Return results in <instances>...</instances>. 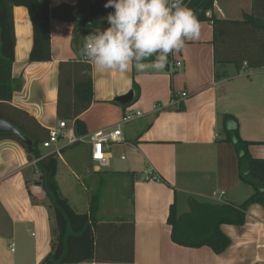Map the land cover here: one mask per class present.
Segmentation results:
<instances>
[{
	"label": "crops",
	"instance_id": "0c3cea01",
	"mask_svg": "<svg viewBox=\"0 0 264 264\" xmlns=\"http://www.w3.org/2000/svg\"><path fill=\"white\" fill-rule=\"evenodd\" d=\"M63 2L76 0H49L50 7ZM251 11L252 0H214L212 9L216 17L232 20L243 19ZM13 20L12 77L21 80V88L13 93L10 103L41 126L55 128L60 121L56 114L59 63L67 61L87 62L92 68V102L79 115L85 124L84 136L114 129L125 110L142 112L122 124V140L106 149V167L91 160V146L86 141L77 144L81 146L78 151L77 145L71 146L66 139L42 153L57 154L60 192L77 212L87 211L91 197L98 193V221L121 217L134 223L132 262L78 264H264V208L259 204L248 206L242 225H220L230 239L220 254L205 246L174 243L167 223L169 205L175 200L177 207L178 193L186 195L179 214L189 210L190 195L200 202L239 204L251 194L248 184L237 175L232 146L221 141L222 117L231 114L237 118L242 138L263 140L264 66L243 74L233 64H225L220 66V74L225 75L216 79L212 27L202 21L199 38L186 41L181 50L172 53L173 63L181 60L180 67L170 64L168 70L139 72L132 67L127 72L102 71L82 54L88 34L80 32V22L54 18L49 20L51 59L31 62L28 10L15 6ZM129 91L134 92V98L128 105L115 100ZM181 92L187 96L181 97ZM173 98L181 100V108L171 105ZM73 122L66 120L63 134H75ZM249 153L264 158V144L250 145ZM32 161L18 141L0 140V264H39L50 251L53 217ZM152 175L159 181L147 179ZM214 191H224V195L213 197ZM37 200L42 203L36 204Z\"/></svg>",
	"mask_w": 264,
	"mask_h": 264
},
{
	"label": "trees",
	"instance_id": "16d2710c",
	"mask_svg": "<svg viewBox=\"0 0 264 264\" xmlns=\"http://www.w3.org/2000/svg\"><path fill=\"white\" fill-rule=\"evenodd\" d=\"M183 2L198 22L211 24L213 62L216 67L233 64L240 72L264 66V0H252L251 13L240 20L216 17L212 13L214 0ZM104 3L105 0H76L50 7L49 0H0V118L9 121L32 139L36 149L27 157L36 160L34 167L38 181L53 217L50 251L39 264H78L84 261L129 263L134 260V223L121 217L116 221H98V193L91 197L87 211L77 212L60 192L56 180L57 154L42 155L38 149V145L48 139L49 129L41 126L25 110L10 103L13 93L21 88V80L12 77L16 44L13 8L23 6L28 10L32 27L29 61L45 62L51 59L50 18L79 21L80 32L89 35L109 26L106 17L114 9L105 8ZM207 11H211L209 17L206 16ZM167 64H173L172 53L168 56ZM217 69L215 78L219 79L225 74H220ZM91 73V65L87 62L59 63L56 114L58 120H74L76 136L86 133L79 115L92 102ZM132 84L138 92L134 80ZM222 132L224 136L221 141L229 143L236 155L237 175L242 183L252 187V193L239 204L200 202L190 197L189 210L182 214L178 213L174 200L169 205L167 215L170 238L174 243L191 248L205 246L215 254L222 253L230 245V239L222 232L220 225H242L251 204L256 203L264 208V158L253 157L249 153L250 145L264 144V138L261 141L242 138L238 120L231 114L223 115ZM4 138L18 141L11 134H0V140ZM28 192L33 200L29 188Z\"/></svg>",
	"mask_w": 264,
	"mask_h": 264
},
{
	"label": "clouds",
	"instance_id": "9594fccd",
	"mask_svg": "<svg viewBox=\"0 0 264 264\" xmlns=\"http://www.w3.org/2000/svg\"><path fill=\"white\" fill-rule=\"evenodd\" d=\"M108 27L86 36L82 54L100 70H161L170 53L199 38L183 0H105ZM154 58V59H150Z\"/></svg>",
	"mask_w": 264,
	"mask_h": 264
},
{
	"label": "built area",
	"instance_id": "2783aa9c",
	"mask_svg": "<svg viewBox=\"0 0 264 264\" xmlns=\"http://www.w3.org/2000/svg\"><path fill=\"white\" fill-rule=\"evenodd\" d=\"M211 15V11L206 12V16L209 17ZM94 33V32H92ZM91 33V34H92ZM86 58V57H85ZM176 67L181 66V60H176L173 63ZM181 97H186L187 92H181ZM181 100L179 98H173L171 101V105L179 108ZM142 115V112L139 110H125L121 116L120 121L116 124L115 128L112 130L105 131H97L93 132L87 136H76L70 134H63V129L66 128V121L60 120L57 123V127L49 129L48 139L42 143L44 147H49L51 143H54L59 136H65L67 138V142L69 144L75 143L77 141L82 142L86 141L91 146L90 157L91 160L94 161L100 167H106L108 165V156L106 153V149L110 143H115L122 140V124L130 122ZM36 160H33L32 163H35ZM148 180H156L159 181V178L156 176L147 177ZM224 195V191H214L212 192L213 197H222Z\"/></svg>",
	"mask_w": 264,
	"mask_h": 264
},
{
	"label": "water",
	"instance_id": "95a60500",
	"mask_svg": "<svg viewBox=\"0 0 264 264\" xmlns=\"http://www.w3.org/2000/svg\"><path fill=\"white\" fill-rule=\"evenodd\" d=\"M169 65L166 64L164 69L168 70ZM134 98V92L129 91L126 94L117 97L115 100L121 105H128ZM0 134H11L23 145L27 154H32L35 151L34 143L31 138L26 136L18 127L9 121L0 118Z\"/></svg>",
	"mask_w": 264,
	"mask_h": 264
},
{
	"label": "rangeland",
	"instance_id": "374dc122",
	"mask_svg": "<svg viewBox=\"0 0 264 264\" xmlns=\"http://www.w3.org/2000/svg\"><path fill=\"white\" fill-rule=\"evenodd\" d=\"M218 67V70L220 71L221 69H220V67L219 66H217ZM251 72V70L249 69H244V70H242V73L243 74H247V72ZM66 131H67V133H70V126H69V124H68V127H67V129H66ZM64 139V140H63ZM63 139L62 138H58L56 141L57 142H55V143H51V145L49 146V147H44L42 144H39L38 145V149H39V151H40V153L42 154V153H44V152H46V151H49V150H51L53 147H54V145L55 144H57V143H62V142H65V140L67 139V138H65V137H63ZM62 141V142H61ZM80 147L81 146H79V145H77L75 148V150H77L78 151V149H80ZM247 188H250L251 189V193H252V187L251 186H247ZM190 197H192V198H197V197H195V196H193V195H190ZM182 198H183V200H186V195L185 194H182V193H178V195H177V211L180 213V212H182V210H183V207H184V205L182 206ZM207 200V199H206ZM40 203H42V201L41 200H37L36 201V204H39L40 205ZM185 204V203H184ZM43 206H45L44 205V203H43ZM46 207L49 209V207L46 205ZM118 218H120V217H118ZM51 227L53 228V219H52V222H51ZM52 239V238H51ZM51 247V246H50Z\"/></svg>",
	"mask_w": 264,
	"mask_h": 264
}]
</instances>
